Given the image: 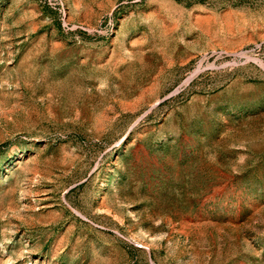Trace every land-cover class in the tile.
I'll return each mask as SVG.
<instances>
[{
    "label": "rangeland",
    "instance_id": "374dc122",
    "mask_svg": "<svg viewBox=\"0 0 264 264\" xmlns=\"http://www.w3.org/2000/svg\"><path fill=\"white\" fill-rule=\"evenodd\" d=\"M0 264H264V0H0Z\"/></svg>",
    "mask_w": 264,
    "mask_h": 264
}]
</instances>
